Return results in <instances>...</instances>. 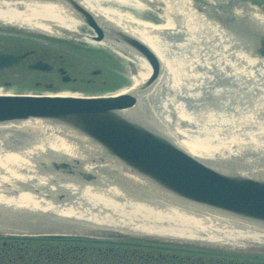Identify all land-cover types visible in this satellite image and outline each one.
Returning <instances> with one entry per match:
<instances>
[{"label":"bare ground","instance_id":"obj_1","mask_svg":"<svg viewBox=\"0 0 264 264\" xmlns=\"http://www.w3.org/2000/svg\"><path fill=\"white\" fill-rule=\"evenodd\" d=\"M77 1L84 7H89L85 8L88 11H93V16L97 20L100 18L104 19L103 21L110 22L114 28L125 30L126 32L123 33L141 40L155 53L161 69L157 78L151 80L152 74L155 72V69L152 67L153 64L149 63L141 53L136 51L135 54L134 49L128 44L108 37L101 38L99 40L100 43L90 41L92 47L98 46L101 51H103V47L107 46L113 50H117L118 54L122 55L124 53L127 56L123 63L130 66V75L133 80L131 83L132 89L141 91V93H138L140 108L148 109L149 106H146L148 102H152L153 106L156 105V91L159 90L160 86L164 85L167 95L165 98L167 102L166 111L168 113L164 118L165 121L160 120L162 118L161 112L159 113V117L153 113V109H151V112L148 110L144 111L150 113L151 119L156 122L158 121L154 125L160 128L161 133H166L172 138L176 133L183 134V137L177 135L179 138L175 137L173 139L179 147L191 152L192 156H197L196 158L206 162L211 161V163L219 164L216 160L224 158V155L217 156V151L221 152L223 148L219 144H205L203 139L210 137L213 141H217L218 137L221 136V132L212 127H203L202 123L228 120L226 115L210 111L212 108H201L203 105L195 103L192 99L188 101V97L191 95L200 100L201 92H205L211 101L212 99L216 100L217 96H219L217 103L210 101L209 104L213 106L222 104L225 107H230V105H235L234 107L241 106V103L247 101L248 94L254 95L255 99L260 101L258 102L259 106L255 107L254 110L250 109L251 112L243 109L244 112L242 114L252 113L254 121H258L259 128L264 129V51L263 53H257L258 48L255 47L256 43L245 36L244 38H233V34H235L233 29L239 30L241 33L243 31V33H248L256 30L264 32V11L252 6V3H250L252 1L246 0V2H240L241 0H230V3H225L227 6L224 5L225 8L219 13V9H222L219 0H191V2H187L191 6L186 3L182 12L177 11L174 13L173 11V14H170V11L172 12L173 10V5L178 6V9L180 1L185 3L187 0H159L156 2L155 0H149L150 5L154 3H157L160 7L164 5L165 7L162 8L165 9L166 14L169 13L166 15L168 20H165V18L160 19L164 21L162 24L159 22L155 24V22L135 20L126 13L116 10L119 6L129 5L133 7L134 11L131 10L133 13H138L136 10L140 9L141 4L137 0H110V3H112L111 5L109 4L110 8L116 7L115 9H108V6L102 8L101 4L106 5L104 4L105 0ZM253 2L255 3V1ZM256 4L263 8L262 3L257 2ZM70 6L65 2L63 4V1L60 0H0V23L16 26L23 31H39L42 34L52 35V37L60 36V34H69L71 37L81 38L85 41L87 40L86 36L78 35L76 31V26L79 23V19L77 18L79 13L73 11L74 9ZM206 6L208 8H205ZM171 16H173V19ZM216 17L218 22H215ZM196 22L198 27H193L192 32L189 33L188 28L190 24L196 25ZM230 22L232 23L230 24ZM99 23L101 22L99 21ZM105 25L109 26L110 24ZM202 26H207L210 31L202 29ZM194 30L197 31L195 32ZM227 36L230 37L225 41L224 39ZM172 38L173 40H171ZM107 39L109 40L108 42L106 41ZM127 50L132 53L131 56ZM235 50H237L239 57L235 55ZM89 51H93V53L94 51L101 52L93 48L83 53L86 54ZM229 56L232 60L228 58ZM139 60L142 62L141 64L138 62ZM38 62L43 61L37 60L33 62L32 68H35L34 65ZM226 63L233 65V69L227 68L225 66ZM14 64L16 63L5 65L1 68ZM138 64L143 65L144 69L135 70L137 69L136 66H139ZM161 82H164L166 85L164 83L160 85ZM221 84H227L228 86L236 84L238 90L231 91V93L234 92L236 97L230 98V92L228 93V90H223L219 87ZM213 87H216L217 94L212 91ZM243 87L246 88L241 91ZM2 89L4 88L2 87ZM2 89H0V95L17 94L13 93V91L6 94ZM126 89L122 90L125 91ZM46 92L32 95L78 96L77 93L68 91L65 93L56 92V94ZM171 93H179V100L177 101L176 98L172 99ZM235 98L239 99V101H236ZM196 105L200 108L191 109L192 106ZM169 107L171 109L174 108L172 111L178 113L179 121H186L190 129L182 131L187 134L176 128H174L176 131L172 130L171 134L166 128L164 124L170 121L169 116L173 114ZM139 110L143 111L142 109ZM246 121H250V119ZM195 125L202 128L194 130L192 127ZM202 129L203 133L201 134L199 131H202ZM202 136L205 137L203 138ZM259 144L264 145V143ZM85 145L81 139L63 131L62 128L42 123L38 120L24 123L0 124L1 232L9 233L15 239L18 236V232L25 231L23 232L26 233L24 235H30L38 231V229L44 230L47 228L46 230H51L48 229L51 224L32 223L41 220L39 219L41 217L47 221H51L53 218L55 221L62 223L60 225L57 224L60 228L53 229L52 233L56 234H81L82 230L87 229L96 233L113 230L114 232L125 234L155 235L156 237H171L173 239L182 238L184 239L183 241L189 242L200 241V243L207 246L210 250L220 249L221 247L225 251H237L239 253H244L245 251L242 252L244 248L241 249L236 246H244V240H264V226L250 224L247 221L230 216L216 218L218 217L216 214L201 205L187 203L178 198L163 194L160 191L158 192L148 181L137 176L130 177V175L124 173L119 168V165L109 160L104 153H100ZM257 149L262 150L261 152L264 151V148ZM229 150H231L230 147L222 152L224 154V152H230ZM213 151H216V153H213ZM205 157L208 159H205ZM45 158L51 159L46 163ZM57 158L59 161L63 160L61 158H64L69 163L73 162L75 171L78 174H87L91 170L93 173L99 175L96 181L97 186L95 185V187L101 190V192L98 194V197H95V204H88L90 208L79 211L77 209L81 208L80 206L75 205V207H71L70 205L69 208L58 209L54 207V203L50 202L52 200L43 197L54 193V186L52 184L51 186L49 181H51L50 179H56L57 173L54 172L55 170L50 171L49 169L51 163L54 165ZM236 158H239L238 160L241 161L237 162L243 167L241 169L249 172L257 170L264 176V170H261L264 169V157ZM91 159H98L99 166L95 168L88 166V162ZM243 159L247 162H244ZM40 164L45 165L50 172H47L44 176L40 175L42 173ZM252 174L257 175L256 173H250L249 175ZM107 175L110 179L106 177ZM128 177L133 180L135 179V185ZM71 178L72 176L69 178V181L66 180L67 183L63 182L65 184L59 188H63L70 193L77 191L78 184ZM114 180H118V184L112 185ZM55 181L58 184V181ZM25 182H29V184L33 182L31 190L33 191L34 189L35 193L43 196L40 199H34L35 196L29 193V191L28 193L26 191L21 192L19 189H22L23 185L27 184ZM137 186L139 187L138 189L142 188L144 191H139L141 192L140 194L135 192L137 191ZM24 189L26 190V188ZM149 191L162 195L167 200V202L165 201L166 204L163 203V200L158 199L161 196L155 198L156 205L147 200L149 198L145 195ZM14 192L17 193L15 194ZM140 196H145L146 201L141 202L135 199ZM167 203L176 207H171ZM162 205H164L167 215L159 216L158 214H154L153 216V213L158 208L163 209L160 208ZM110 208L111 210H109ZM47 216L52 217L48 218ZM140 218L146 221L147 227H152L154 224L155 226H182L186 227V229L184 232L182 230L183 233L179 231V233L173 232L171 234L156 230L152 232L158 234L135 232L136 230L133 227L140 226L136 221ZM28 220H31V224L28 223ZM70 225L77 227L72 229L81 230H59L65 229L64 227ZM6 229H8L7 232L4 231ZM146 230L149 231V228H146ZM0 239L8 242L14 241L12 237Z\"/></svg>","mask_w":264,"mask_h":264},{"label":"water","instance_id":"obj_2","mask_svg":"<svg viewBox=\"0 0 264 264\" xmlns=\"http://www.w3.org/2000/svg\"><path fill=\"white\" fill-rule=\"evenodd\" d=\"M66 1L85 23L94 28L97 39L108 37L128 44L154 65L151 80L157 78L161 66L155 53L144 42L115 28L107 33L93 13L77 0ZM252 35L259 50L257 53H263L264 32L256 30ZM21 58L19 55L0 54V68ZM34 66L50 69L44 62ZM138 93L141 91L130 89L123 93L90 97L0 95V124L38 120L60 127L81 139L85 146L104 153L130 177L137 176L148 181L158 192L201 205L218 217L230 216L264 226V176L261 172H249L192 156L191 152L179 147L172 137L161 133L160 128L154 125L157 122L151 119L148 111H144L147 109L140 108ZM54 167L76 174L73 176L95 179V175L89 172L76 173L73 162H55ZM35 223H42V220ZM64 228L81 230L72 229L77 228L72 225ZM83 232L98 234L90 229Z\"/></svg>","mask_w":264,"mask_h":264},{"label":"rangeland","instance_id":"obj_3","mask_svg":"<svg viewBox=\"0 0 264 264\" xmlns=\"http://www.w3.org/2000/svg\"><path fill=\"white\" fill-rule=\"evenodd\" d=\"M60 1H63V4H64V2L65 3L67 2L66 0H60ZM137 1H139L141 4L140 9L136 10V11H138V13L137 12L133 13L132 11H134V9H133V7H131L129 5L119 6L116 10H120V12L126 13L127 15H129L131 18H133L135 20L146 21V22H155V24H158V22L160 24H162L164 22V21H161L160 19L165 18V20H168L166 15L169 13L166 14L165 9H163L165 7L164 5L162 6L163 7L162 8V7L158 6L157 3L150 5L149 0H137ZM156 1H159V0H155V2ZM242 1L246 2V0H241L240 2H242ZM250 1H252V2H250ZM250 1L249 2L252 3L251 4L252 6H254L255 8H258V9H262L264 11V0H250ZM253 1H255V3ZM110 2H111L110 0H105L104 4H106V5L101 4V7L105 8L108 6V9H113V8L115 9L116 7L110 8V5L112 4ZM187 2H191V0H187L185 3L180 1L178 9H177L178 6L173 5V10H172V12L170 11V14H173V11H174V13H176L177 11L182 12L183 7L185 8L184 5ZM257 2L262 3L263 8L260 5L256 4ZM225 3H230V0H219V4L222 6V9H219V13L225 8V6H227ZM202 4H203V2H202ZM188 5H190V4H188ZM86 8H89V7H86ZM205 8H208V7L206 6ZM129 10L130 11L132 10V11L130 12ZM91 12L93 13V11H91ZM171 18L173 19V16H171ZM78 19H79V23L76 26V31H77L78 35H79V33H81L82 34L81 36H86L87 34H89L90 30L93 32V29L88 24H85L84 20H82L80 18H78ZM225 19H223V20H225ZM103 20L104 19H101V18L98 19V21L101 22L100 26L102 28H104L107 33L112 32L114 30L113 29L114 26L110 22L103 21ZM215 22H218L217 17L215 19ZM231 23L232 22H230V24ZM105 24H110V25L106 26ZM86 27L89 28L90 30H86ZM193 27L194 28L198 27L197 22H196V25L190 24V26L188 28L189 33L192 32ZM115 29L122 31V32H126L123 29H118V28H115ZM202 29H204L208 32L210 31V29H208L207 26L206 27L202 26ZM194 31L196 32L197 30H194ZM233 31L235 32V34H233L234 39L240 38V37L244 38V36H245L246 38H248L249 40L254 42L255 38L252 35V33L254 31L248 32V33H243L244 32L243 31L242 32L243 34L239 30H236V29H233ZM38 32L39 31H29V30L23 31V33H21V34L25 36L24 39H21L23 37L22 35L15 36L16 34H20V31L19 32H12L13 34L11 36H9V38L7 39V45L14 43L16 45L22 46L21 50L27 49V48L31 49V47L32 48H39L41 54L49 53V51H45V49L46 50L51 49L52 53L56 52L57 54H64L65 55L64 59L68 63L67 65H69V67H70L69 68L70 70L68 69V71L71 73V75L75 76V77L79 76V78L84 77L85 81L83 83H78V84H69L68 87H70V88H68L66 86L67 88L65 87V88L58 89V90L37 89V90H42V91H29V89H27V88H30L31 85L33 84V82L35 81L34 80L35 77L33 75H29L28 77H23V78H19V79L18 78L11 79L14 82V85L11 86V88L7 87V89L10 88V91L6 92L7 89L2 90L5 93L8 94L9 92L13 91V93H17V94H41V93H45L47 91L46 93L50 92V93L56 94V92L65 93L66 91H68L71 93H77L78 96L90 97V96L111 95V94L117 93L119 91H123L122 89L131 87V83L133 82V80H132L131 75H130L131 74L130 68H129L130 66L123 63L124 59L127 57L124 53L122 55L120 53L118 54L117 50H113L107 46H105V48L103 47L102 48L103 51H101V50H99L98 46H95V47H91L90 49L96 48V50L101 51V52L94 51V53H93V51H89V53L84 54L83 52H85L87 50H85V48L83 49L82 47H79V44H86V43L81 38L78 39V38L73 37L74 39H72L71 37H69L70 36L69 34H60L66 38L65 41H62V43H60V42L54 43L53 42L51 44H48V43L46 44L45 39H49L50 35L42 34L40 32V34H42V37L40 36L39 39L38 38L37 39L36 38H30V37H36L33 35H35ZM67 37H69V39ZM87 37L88 36H86V38ZM229 37L230 36L225 37L224 40L227 41L226 39H228ZM19 39H21V40L18 41ZM4 40H6V39H4ZM88 40L91 41L90 38ZM171 40H173V38ZM99 43H100V41H99ZM102 44H104V43H102ZM83 50H85V51H83ZM237 50H239V49H237ZM237 50H235L236 56H238ZM127 52L129 53L130 56L132 55V53L129 50H127ZM135 54H136V51H135ZM123 55H125V56H123ZM228 58L232 60V58L230 56ZM138 62L140 64L142 63L140 60ZM230 62H233V61H230ZM140 64H138L139 66H136L137 69H135V70H139V69L143 70L144 69V66L140 65ZM225 66L229 69H233L232 68L233 65H229L228 63H226ZM93 70H99V73L98 74H92ZM201 78H202V76H201ZM88 80H90V81L87 82ZM59 82H60V79L57 82V85H59V87H60L62 84ZM162 83H164V82H161L160 85H162ZM217 86H219V85H217ZM0 87H3V86L0 85ZM219 87L222 88L223 90H228V93L230 92V94H229L230 98L236 97V95H234V92L231 93V91L238 90V86L236 84H234V85L231 84V86H228L227 84H221ZM13 88H15V90ZM215 88L213 87L212 91L215 94H217ZM245 88L244 87L241 88V91ZM34 90H36V89H34ZM206 94L207 93H205V92H201V99L200 100L196 99L194 97V95H191L190 97H188V101H189V99H192L193 101H195V103L203 105V106H201V108H209V109L212 108V109H210V111L217 113V114H220V115L224 114L227 116L228 121H214V122L207 121L208 123H204V122L202 123L203 127H212V128H215L217 131L221 132V136L218 137L217 141H213V139H211L210 137L203 139V142L205 144H212V145H218L219 144V146L221 148H223V150H225L226 148H229V147L231 148V150H229L230 152L227 151V152H224V154L222 152L223 151L222 149H221V152L217 151L218 152L217 156L224 155V158L222 157L223 158L222 159V158L215 156L216 158H219L216 161L220 164H223V165L226 164V165L232 166V167H240V169H241L242 166H240L237 163V162H241V161H239L238 160L239 158H236V157H240V158H244V157H248V158H250V157H253V158L261 157L262 158V157H264V151L261 152L262 150L257 149V148H264V145L259 144V143H264V129L259 128L260 126L257 124L258 121H254V116L252 113L251 114H247V113L242 114L244 112L243 109H247L248 112H251L250 109L254 110L255 107L259 106L258 102H260V101L256 100L254 95L248 94L247 95V101H244L243 103H241L240 104L241 106L234 107L235 105L234 106L230 105V107H225L222 104H218V105L213 106V105L209 104V102L211 100H210V98H208V96ZM166 96L167 95H166L165 90H164V85L162 87L160 86L159 90L156 91V95H155V99H156V105H154L155 107L153 106L152 102H151L152 105L149 102L146 105V106H149V108H150V109L148 108L147 110L151 112V109H153V113H155V115L159 116V113L160 112L162 113V115L160 114L162 116V118L160 120H164L166 114H168L166 111V108H167V102L165 101ZM170 96L172 97V99L176 98L177 101L179 100L178 99L179 93H177V94L171 93ZM217 97L219 98V96H217ZM217 99L216 100L212 99L211 102L214 101L215 103H217V101H219ZM235 100L239 101V99H236V98H235ZM176 104H178V103H176ZM169 108L171 111L174 110V108L173 109H171V107H169ZM197 108H200V107H198L197 105L191 107V109H193V110L197 109ZM172 113L173 114H171L170 116L168 115L170 121H168L166 124H164L171 134L173 132L172 130L176 131V129H178V130H181V132H183L182 130L186 131L187 129H190L188 124L186 123V121H179L178 120V113H175L174 111H172ZM229 116H231V117H229ZM247 119H250V121H246ZM174 128H176V129H174ZM192 128L194 130H196V129L202 128V127H198L195 125ZM212 128H209V129H212ZM225 131H228V132H225ZM199 132L202 134L203 129H202V131H199ZM21 133H22V131H21ZM183 133L187 134L186 132H183ZM177 135H180V133H176L173 136V138L175 139V137H176L178 139L179 136H177ZM180 136L183 137L184 135L181 134ZM202 137L204 138L205 136H202ZM71 145L73 146L72 142H71ZM256 150H258V151H256ZM259 152H260V154H259ZM213 153H216V151H213ZM231 155H232V157H231ZM210 157H213V156H210ZM49 159H51V158H45V162L48 163ZM61 159H63V160L59 161V159L57 158L56 162L59 163V162L68 161V160H65L64 158H61ZM205 159H208V158L205 157ZM244 159H243V161L247 162ZM52 165L53 164L51 163L49 170L50 171L55 170L54 172L57 173L56 177H55L56 179H54V180L50 179L51 181H49L50 185L52 184L54 186V189H55L54 193L52 195L47 194V195L43 196V195H38L37 193H35L34 189L32 191L31 187H32L33 182H32V184H29V182H25L27 184L23 185V188L19 189V190L21 192L26 191V193H28V191H29V193H32L35 196L34 199H40L42 196L46 197L47 199L52 200L50 202L54 203V207L58 208V209L69 208L70 205H71V207H73V206L75 207V205H76V206L81 207V208H78L77 210L83 211L86 208H90L88 204L93 205L96 203L95 197H98V194L101 192V190H98L95 187V185L97 183L96 181L99 178L98 174L93 173L89 169L90 170L89 172H91L93 175H95V179L87 180L85 178L80 177L79 175L73 176L76 174H71V173H68L66 171H62V169H55L54 165L53 166ZM39 166H40V169L42 171V173L40 175L44 176V174H46L47 172H50L48 170V168L45 167V165L43 166V164H40ZM88 166H92L94 168L98 167L99 161L96 162L92 159L88 162ZM241 170H243V169H241ZM123 172H125V171H123ZM71 176H72L71 179L72 180L74 179V182L76 184H78V186L76 185L78 187V189L74 193H72V192L70 193L69 191H67L63 188H59L61 185L63 186L65 183H67V181H69V178ZM106 177L109 178L108 175ZM47 180H49V178H47ZM47 180H45V181H47ZM55 180L58 181V184ZM63 182H65V183H63ZM46 183H48V182H46ZM135 183L136 182L133 181L134 185H135ZM116 184H118V180H114V182H112V185H116ZM107 185H109V184L107 183ZM85 187H87V188H85ZM24 188H26V190ZM136 188H137V191H135V190L134 191L137 192L138 194L141 193L139 191H144L142 188L138 189L139 188L138 186ZM13 191H15V190H13ZM149 192L145 196L147 198H149L147 200H150L154 205H156L155 198H157L158 196H161L158 199L163 200V203H165V201L167 202V200L164 197H162V195H159L155 192L154 193H152V192L149 193ZM145 196H140V197H137L135 199H138V201L140 200L141 202H144V201H146ZM168 205H170V204H168ZM170 206L174 207L173 205H170ZM160 208H163V209L158 208L156 210V212L153 213V216H154V214H158L159 216L167 215V211H166L164 205L160 206ZM109 210H111V208ZM0 211H1V209H0ZM86 212H88V211H86ZM86 212H82V213H86ZM98 212H99V210H98ZM47 217L49 218L52 216H47ZM40 219L42 220L43 224H46V223L47 224H54L53 226H49V227H58L59 225H57V224H62L59 221L58 222L55 221L53 218L51 219V221H47L46 219L41 218V217H40ZM136 221L140 224V226L133 227L136 230L135 232L138 231V232H144V233L158 234V233L152 232V231L156 230L159 232H165V233L171 234L173 232H175V233H179V231L182 232V230L184 232V230L186 229V227H182V226H179V227H176V226L170 227V225L169 226L168 225L155 226L154 224L152 227H147L148 225L145 224L146 221L143 218L137 219ZM28 223L31 224V220L30 221L28 220ZM146 228H149V231H147ZM4 231L7 232L8 229H6ZM7 234H9V233H3L0 231V237L1 238L2 237L3 238L8 237ZM160 234H162V233H160ZM127 237L129 239L139 238V239L149 240V241H152L153 243H156V242L165 243V244H169L170 246H173V245H176V246L177 245H186V246H196V247L200 246L199 245L200 241L189 242V241H183L184 239H182V238H177V239H173L171 237L163 238V237H156L155 235L133 236V234L129 235V236L127 235ZM237 243H239V242H237ZM243 243H244V246L240 245V246H236V247H239L241 249L247 248L249 254H254L253 258H250L251 261H247V264H264V240L259 241L256 239L255 240L251 239L249 241L244 240ZM37 245L38 246L33 245V243H31L30 241H26L22 244H18V243H16V241L12 243V242H8V241H4V240L2 241L0 239V256H2V257L4 256L5 258H11L12 259V260H8L9 262L7 261V259H0V264H4V263L5 264H20V261L24 262L25 260L21 259V257L18 258V252H19V250H22V249L24 251H26L29 248L33 250L32 247H35V248H39V249L43 250V252H45L47 255H54V257H55L54 253L58 251L57 250L58 246L55 243L47 242L46 244H42L40 242H37ZM218 247H220V246H218ZM232 247H234V246H232ZM97 250H98L97 246H94L89 250V253L97 251ZM119 251L120 252L124 251L123 254H125L127 250L125 248L115 247L113 252L119 253ZM142 252L147 254V255H145V257L157 256L156 258H157L158 262L154 263V264H195L194 262L197 259L194 256H192V258H193V260H192L191 258H188V257L174 256L175 254H172V253H164V252H158V251H152V250H142ZM130 255L136 256V254H133V253L132 254L130 253ZM42 256H43V258L40 260L41 262L45 263L46 261H48L49 263L54 264L55 261L53 262V260H47V256H45V255H42ZM99 259H100V257L98 258L97 254H94V255L89 254V257L86 260L85 264H110L109 262H113L110 260H106L103 263V261H101ZM67 262H68V264H75L74 261L68 260ZM65 263L66 262H64L63 264H65ZM77 264H83V262L79 261V262H77ZM226 264H232V263L227 262Z\"/></svg>","mask_w":264,"mask_h":264},{"label":"flooded vegetation","instance_id":"obj_4","mask_svg":"<svg viewBox=\"0 0 264 264\" xmlns=\"http://www.w3.org/2000/svg\"><path fill=\"white\" fill-rule=\"evenodd\" d=\"M86 30H90V29L86 27ZM19 31H20V34H16L15 36L22 35L21 33H23V30L13 25L8 26V25H3L0 23V39H1L0 40V54H15V55L22 56L20 61L16 62V64L9 66V67H5V68H0V85H2L4 89H7V87L11 88V86L14 85V82L11 79H14V78L19 79L23 77H28L29 75H33L35 77L34 79L35 81L33 82L34 85L32 84L33 86H31L30 88H27L29 89V91H42V90H37V89L58 90V89L65 88L66 86L68 87L69 84H78V83H83L85 81L84 77L79 78V76L75 77L71 75V73L68 71L70 67L69 65H67L68 63L64 59V56H65L64 54H57L56 52L52 53L51 49H48V50L45 49V51H49V53L41 54L39 48L31 47V49L27 48V49L21 50L22 46L16 45L14 43L7 45V39L9 38V36L13 34L12 32H19ZM90 31H89V34L86 35L89 38L93 37V35L95 34L94 32L92 31L90 32ZM79 34L82 35L81 33ZM22 36L23 37L21 39H24L25 36L24 35ZM33 36H36V37H30V38L39 39L40 36L42 37V34L38 32ZM69 37L67 38L69 39ZM71 38L74 39L73 37ZM21 39H19L18 41H20ZM65 40L66 38L61 35L60 36L57 35L53 37L50 36L49 39H45L46 44L47 43L51 44L53 42L62 43V41H65ZM85 43L86 44H79V46L82 47L83 49L85 48V50H90V48L92 47L90 44L91 42L88 40H85ZM37 60H40V61H43L49 64L50 69L41 70V69L32 68L31 66L32 63ZM98 73H99V70L92 71V74H98ZM59 79H60L59 83L62 84L60 87L59 85H57V82L59 81ZM89 81L90 80H88L87 82ZM10 88H8L6 92L10 91ZM0 89H2V87H0ZM13 89L15 90V88ZM78 248L80 249L81 247H78ZM65 250L70 253L72 251V248L68 247ZM35 254L37 255L34 256ZM42 255L50 257L45 252H43L41 249H38V251L31 252V249L29 248L26 251L22 249V250H19L18 252V258L21 257V259L25 260L24 262L21 261V264H49V263H44L41 261H36V260L42 259L43 258ZM58 256L61 260V263L63 262L64 259L68 258V256L62 255V252L61 253L59 252ZM50 258H54V257H50ZM82 258H85V256L82 255ZM0 259H7V261L12 260L11 258H5L4 256L3 257L0 256ZM202 264H206V263H202ZM232 264H247V262L244 261V262L232 263Z\"/></svg>","mask_w":264,"mask_h":264},{"label":"trees","instance_id":"obj_5","mask_svg":"<svg viewBox=\"0 0 264 264\" xmlns=\"http://www.w3.org/2000/svg\"><path fill=\"white\" fill-rule=\"evenodd\" d=\"M80 254H82V253H80Z\"/></svg>","mask_w":264,"mask_h":264}]
</instances>
